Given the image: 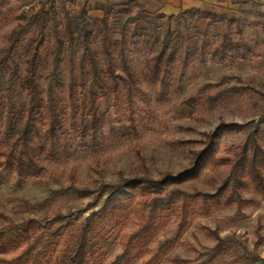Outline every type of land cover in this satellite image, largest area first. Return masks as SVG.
I'll list each match as a JSON object with an SVG mask.
<instances>
[{
    "label": "rangeland",
    "instance_id": "374dc122",
    "mask_svg": "<svg viewBox=\"0 0 264 264\" xmlns=\"http://www.w3.org/2000/svg\"><path fill=\"white\" fill-rule=\"evenodd\" d=\"M84 1L79 0V5ZM135 1L132 14L139 10L142 14L158 12L154 0ZM120 2L123 0L112 4ZM39 6V0H8L0 10V49L6 44L7 33L18 23L17 17L22 13L29 16ZM107 6L88 1L89 15L101 18ZM57 7L63 19L59 3ZM68 7L72 10L71 4ZM206 12L213 17L189 18L178 30L175 63L162 84L152 82L147 73L152 45L128 43L125 55L134 82H120L117 95L100 97L103 127L93 142L80 137L79 118H75L69 98L73 82L78 109L88 108L89 81L81 80L78 58L70 61L68 44L64 43L60 80L52 89L63 99L62 129L58 133L65 137L61 142L65 151L53 160L43 157L44 172L36 179L20 180L0 168V225L51 218L56 213L73 214L74 227L59 239L51 254L55 258L66 244H72L76 226L92 212L101 216L105 208L104 196L95 192L85 197L64 193L67 186L94 190L100 184L122 180L172 177L179 182L167 183L165 189L185 194V204L175 199L157 212L151 239L137 245L130 264H264V196L249 185L242 196L250 203H242L237 211L226 200L230 165L221 162L240 151L247 133L260 122L258 137L264 146V7L247 4ZM60 30L64 38L63 26ZM225 35L235 43L244 40L250 52L243 58L217 63L210 54ZM31 37L29 33L24 38L20 50ZM116 39L118 30L111 37ZM202 44L205 55L198 57L194 53ZM50 49L51 42L42 50L39 72L43 105L49 86ZM95 49L99 50L98 44ZM203 151L208 156L198 161ZM156 196L136 193L122 197L113 218L102 215L94 234V255L88 264H110L121 254L123 244L147 216L144 203ZM204 227L226 241L223 252L213 259L217 242ZM161 246L165 253L153 260ZM14 254L10 252L8 257Z\"/></svg>",
    "mask_w": 264,
    "mask_h": 264
},
{
    "label": "trees",
    "instance_id": "16d2710c",
    "mask_svg": "<svg viewBox=\"0 0 264 264\" xmlns=\"http://www.w3.org/2000/svg\"><path fill=\"white\" fill-rule=\"evenodd\" d=\"M78 1L39 0L37 10L29 16L22 13L17 17L18 23L7 33L6 44L0 49V168L9 170L20 180L40 177L44 172L42 158L53 160L65 151L61 147L65 137L58 133L62 129L60 117L63 115V99L58 98L52 89V85L58 84L60 80L65 42L68 44L70 61L77 56L81 80L87 78L91 88L89 107L82 111L78 109L75 100L73 82L70 83L69 98L74 116L79 118L77 131L80 137H88L93 142L103 127L104 116L99 115L98 108L100 97L117 95L120 82L125 85L134 82L125 55L128 43L152 45L153 56L146 63L147 73L152 82L159 81L162 84L175 63L178 30L186 26L189 18L196 20L213 17L209 12L196 9L183 11L176 16H166L160 12L142 14L141 10L132 14L130 9L136 1L123 0L118 4H108L102 17L95 19L89 15V0H85L82 5ZM7 2L0 0V10ZM57 3L60 4L63 19H60ZM68 3L72 5V10ZM114 30H118L119 39L111 40ZM29 33H32V37L21 51V43ZM49 42L51 69L48 74L46 104L43 105L39 72L43 66L42 50ZM96 44L99 50L95 49ZM249 52V45L244 40L235 43L225 35L210 56L217 63L224 64L226 61L243 58ZM194 54L203 57L205 46L202 44ZM21 95H24V99ZM261 123L255 124L247 133L240 151L232 159H221L223 164L230 165V190L226 200L234 204L237 211L243 204L250 203L242 196L249 185L264 196V146L258 137ZM206 154L208 156V152H201L198 161L207 157ZM175 181L178 179L172 177L161 180L136 178L116 184H100L94 190L77 188L71 184L63 192L80 197L94 192L101 198L104 196L105 208L101 216L105 218L115 216L122 197L136 193L158 195L150 203H144L148 212L142 225L128 237L121 254L110 263L130 264L137 245L151 239L156 228L157 212L175 199L185 204V194L165 189L167 183L175 184ZM101 216L95 211L84 218L76 226L72 244H66L65 249L55 258L51 254L59 239L66 230L74 227L76 218L73 214L56 213L51 218H29L20 223L0 225V264H88L94 255L93 239ZM203 229L214 235L217 242L212 251L213 259L216 254L223 252L226 241L209 228ZM10 252L15 254L8 257ZM163 253L165 248L161 246L153 260H158Z\"/></svg>",
    "mask_w": 264,
    "mask_h": 264
},
{
    "label": "crops",
    "instance_id": "0c3cea01",
    "mask_svg": "<svg viewBox=\"0 0 264 264\" xmlns=\"http://www.w3.org/2000/svg\"><path fill=\"white\" fill-rule=\"evenodd\" d=\"M93 3L110 4L116 0H89ZM158 12L170 16L191 9L208 11V9H235L241 5H255L264 7V0H154Z\"/></svg>",
    "mask_w": 264,
    "mask_h": 264
}]
</instances>
